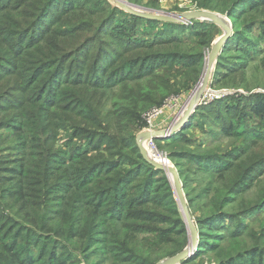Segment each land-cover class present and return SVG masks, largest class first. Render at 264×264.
<instances>
[{
  "label": "rangeland",
  "instance_id": "1",
  "mask_svg": "<svg viewBox=\"0 0 264 264\" xmlns=\"http://www.w3.org/2000/svg\"><path fill=\"white\" fill-rule=\"evenodd\" d=\"M121 1L131 10L147 14L180 15L206 11L220 15L232 27V35L229 39L232 38L234 49L224 54H222V49L219 53L218 57L222 55V60H218V57L215 60L209 82L205 87L202 86L199 89L196 95L199 102H197L188 119L185 118L190 110V97L201 82L206 61L214 44L225 33L220 25L210 23L213 25L212 31L216 36L214 35L212 42H209L208 47L204 50L205 59L201 65L198 81L183 91L172 93L173 90H171L164 94L159 91L160 93L150 95L151 91L147 92V86L151 82L168 80L164 77L166 75H170L169 80L176 79L182 83L193 76L190 72L193 70V63L188 55L201 51L198 50V43L207 40V38L196 37L193 33L197 31L201 34L206 31L205 28H193V26L201 24L202 21L199 19L187 23L159 21L150 24L133 20L135 25L130 26L129 23H126L129 22L127 16L134 14L123 8L118 0H57L55 2L57 3L56 7L54 3L47 17L37 24V34L31 36L35 42L32 43L33 40L28 42V36L24 43L34 47L40 45V48L51 45L45 51L50 56H54L51 71L46 78L52 77V81L55 83L48 87L47 91L53 98L57 95V100H67L65 97L67 92L78 94L83 99L80 110L86 113L88 121L86 124L80 118V114L68 111L64 116V122L59 124L63 126L58 131L52 127L48 128V131H51L55 138L54 142L48 144L43 142L46 133L44 136H37V134L43 135L42 129H37L36 134L32 135H30L29 130L24 131L23 127H19L20 131L35 139V146L38 144L42 146L37 147V150L52 146L53 150L56 148L64 152L76 153L77 149H80L82 154L88 157L99 156V175H101L104 171H110L112 168H122L123 170L132 168L130 164H126L127 159L119 156L120 152L132 156L135 161L140 160L137 155L127 149L128 142L139 149V137L148 130L147 114L153 110L165 108V113L157 120L158 130L156 132L170 131L176 125H181H178L179 130L169 137L156 138V146L159 152L167 154L172 159L174 169L178 172L180 179L182 178L185 203L198 235L192 252L180 264L191 259H196L192 264H212L210 257L213 256V253L207 251L205 254L199 255L201 237L197 221L211 212L210 209L214 203H220L226 196V192L232 186L230 181L237 173L233 172L236 169V164L234 163L235 169L221 181L219 175L199 172L194 163H190L185 157L188 156V153L183 152L213 155L231 151L247 144L249 150L244 154L242 153L243 157L237 166H253L250 168H254V170L248 173H252L256 177L251 187L244 188L245 184L237 189V198L243 197L246 200L245 203L254 205L264 202V114L262 116L252 114L241 101L242 98L250 100L249 98L256 94L264 95V0ZM25 2L26 0H14L13 5L21 8ZM1 3L2 0H0ZM69 6H74L75 11H78L80 7H85L86 11L64 17L62 9ZM230 7L231 12H227ZM24 10L26 9L12 11L0 19V57L2 56L0 58V90L3 93L7 92L0 97L2 106L0 121L5 119L6 112L18 108L23 97L34 99V94H36V92L34 94L22 92L24 90L22 88H10L14 84H18L15 81V75H5L12 70L13 60L18 58V56L14 57L13 53L3 55L7 40L11 41L16 37L14 36L16 27H11L10 30L9 24ZM3 11L5 10L0 11V15L3 14ZM9 17L10 20L7 19ZM54 21L56 22L55 25H53ZM97 22L99 25L93 27L96 30V35H88L90 33L87 31ZM79 24L87 25L81 27ZM168 24H186V26L190 25L191 29L186 32V35L174 38L170 35L171 27H168ZM4 30H10V36L7 38H4ZM238 31L246 33L247 39L235 36V32ZM41 32L43 33L41 34ZM38 34L41 35L37 38ZM69 37L76 40L80 37L79 41L82 40L83 45L79 48H85V53L80 50L77 51L78 47L75 43H68L67 38ZM48 39L52 40L51 44L44 42ZM138 40H145L146 43L153 46H151L152 48L146 47L147 44L145 47H141ZM167 40L172 42L169 43ZM62 46L66 51L59 49ZM91 47H93V51L87 49ZM76 51L80 58L77 57ZM64 53L73 55V58L72 60L71 58L63 60V65L67 64L61 69L64 73H58L56 57L60 58ZM89 54L91 55L89 56ZM112 59L113 62L109 64ZM219 63L220 65H218ZM180 70L182 71L178 73ZM185 72L187 74L184 75ZM149 75H152V78L145 77ZM158 77H162V79L155 80ZM60 79L66 80V84L61 85L58 82ZM171 86L173 85L171 84ZM215 93L221 95L218 96ZM46 96L47 94L44 97ZM230 100H233L231 115L222 122H218V119L211 113H203L202 111L216 101L228 102ZM151 102L157 103L150 104ZM38 111H41L39 105L35 109L36 115ZM50 113L51 111L48 110V114ZM40 116L49 121L54 118L55 111H53L52 117L48 119L45 115L40 114ZM230 124L233 133L227 134L224 129H227ZM75 125L80 127L75 128ZM5 128L0 123V130L4 134V137L0 135V143L3 140L0 150V164H5L8 171L14 169L15 174L8 179L9 183L0 184L1 214L5 213L10 217H17L22 221V224L28 226L27 220H32V218L38 220L37 214H47L46 217L47 219L50 218L51 226L62 231L53 234L56 240L61 243H69L68 248L73 251L75 247L79 249L80 264H130L133 257L135 260L138 256L139 258H146L148 264H163L167 259L176 257L189 249L194 237L177 201L173 174L166 172L165 176H156L157 174L152 175L146 174L144 171H137L126 177L127 179L119 193L120 204L125 206V208H120V217L124 220L112 223L111 226L115 227V230H110L115 233L118 228L119 231L116 235L125 238L124 240L122 238L118 244L122 249L113 248L116 256L108 253L91 252L102 245L99 242L104 239L103 234L106 231L103 226L104 223H102L103 216H99V202L93 200L88 204H73L72 199L78 198L80 195L79 191L75 190V185L72 186L73 177L61 181L58 179L61 174L58 171L57 176L50 179V165L40 164L37 156H34L36 158L33 159V164H31L33 167L29 169L30 171L22 178L19 177L20 161L23 157L28 159L30 148L33 147V140L29 139L28 149L24 156V151L13 149L14 137L10 131L7 133ZM186 128L187 130H185ZM99 130L114 135L119 142L118 146L111 147L108 141L99 138ZM183 131L186 132V135H182ZM88 133L89 136H87ZM177 136L181 139H176ZM167 139L175 140L171 144L170 142L167 143L169 141ZM176 140L181 142L176 144ZM186 140L191 141L192 144L186 145L184 143ZM122 141H124V145ZM141 144L145 148L144 142ZM96 147L98 149H93ZM139 151L142 155L140 149ZM174 152L182 157L178 156L177 159H173L171 156ZM76 154L82 156L81 153ZM106 163L109 164L108 169ZM25 164H29L28 160L22 162V166ZM67 164H70L69 160ZM22 170H24L23 167ZM225 176L223 174V177ZM137 185L139 186L137 187ZM18 190H22L23 196L19 204H14L11 195L16 194ZM207 191H209L208 194ZM6 194L10 198L6 197ZM105 197L107 198L108 195ZM99 198L103 197L99 196ZM47 200L50 202L46 209ZM84 200L83 198L81 202ZM146 200L150 203L142 205ZM22 205L24 210H21ZM145 212L156 215L152 218L153 222L144 221L147 218ZM250 218L251 220H247L245 223L248 228H244L243 232L253 228L261 233L262 239H264V207L254 211ZM107 221L108 219L105 222ZM6 223L9 222L6 221ZM15 225L12 224L11 232H13L8 239L9 241H12V236L16 233ZM6 226L7 224H4L3 228ZM124 226L129 228H124ZM21 229L23 228L21 227ZM178 231L179 233L185 232L187 242L183 245L181 252L172 255L175 252L174 249H178L179 246L176 242L181 239V235L177 234ZM23 232L25 235V231ZM4 238V235L1 236V239ZM41 238L40 235L37 240L39 241ZM65 238L68 241H65ZM166 238H168L167 245L163 242ZM28 245L27 240H25L19 243L18 248L19 250L22 247L27 248ZM32 252L34 254L40 253L35 249ZM86 253H89L87 255L91 259L89 262L85 261ZM139 261L142 263V260L137 259L136 264H140ZM0 264H11L8 254L2 249H0Z\"/></svg>",
  "mask_w": 264,
  "mask_h": 264
},
{
  "label": "trees",
  "instance_id": "2",
  "mask_svg": "<svg viewBox=\"0 0 264 264\" xmlns=\"http://www.w3.org/2000/svg\"><path fill=\"white\" fill-rule=\"evenodd\" d=\"M23 1V0H22ZM57 0H26V2L23 4L21 8H17L13 5L14 0H2V3L0 4V11H3V14L0 15V19H3L5 15L12 13V11H18L22 9H26L23 12L19 13L16 16L15 20H12L10 22V30L11 27H16L14 36H16L11 41L7 40L5 43V51L3 55H10L13 53L14 57L18 56L17 60H13V63L11 64L12 70L7 72L5 75H15V81L18 84H14L12 87L15 88H22L26 93H35V98H22L21 104L18 106V108H14L10 110L12 114H9L10 112L5 113V119L1 120L0 123L3 124L6 128V132L9 133V131L12 134V137H14V141L12 142V147L14 150H22L25 152L28 149V143L29 139L33 140V147L30 148L29 151V157L28 159L26 157H23V159L20 161L21 166L18 171L19 177H23L26 173H28L31 167H33V159H35L37 156V159L40 161V164H49L50 165V179H53L57 176L58 171L61 173L58 177L59 180L63 181L62 179H69L70 177L72 179V186L75 185V190L79 191L80 195L72 199L73 204H88L89 202H92L93 200H97L99 202V216H103L102 223H104V227L106 231L104 232L103 240L99 242L100 247L93 249L91 252H99L102 254H113L114 256V249H122L118 244L120 243L121 239H125L121 235H116L119 231V229H116V232L110 231L111 229L114 231L115 227L111 226L112 223H117L118 221L124 220L122 217H120V208L124 207L122 204H120L119 199V193L121 190L122 185L124 184V181L127 179L126 177L130 174H133L137 171L141 172L144 171L146 174H157L156 176L160 175H166V172L160 169L155 168L153 165H151L148 161H146L142 155L140 154V151L138 147L133 146L130 142H128V150L137 155L139 157V161H135V159L132 156H129L128 154L124 152H120L119 156L123 157V159H127V165L130 164L132 168L130 170H123L122 168H112L110 171H104L101 175H99V156H94L93 158L88 157L85 154H82V151L80 149H77L76 153H81L82 156H77L76 153H71L69 151L64 152L63 150H57L56 148L53 150L52 146H49L47 149H41L37 150V147H42L40 144L35 146L34 141L35 139L31 138L30 136H27L26 134L21 133L19 127H23L24 131L29 130L31 132L30 135L36 134L37 129L43 130V135H38V137L44 136L46 133V138L43 141L44 144H48L50 142H54L55 138L52 136V132L48 131L49 127L55 128L57 131L60 127L63 125H59L61 122H64V116H66V113L68 111H72L74 113L80 114V118H82L83 121H88V118L86 117V113L82 112L80 110L81 100H83L81 97H79L76 93H70L67 92L65 94V97H67V100H57V95L53 98L50 96V92L47 91L48 87H51L55 82L52 81V77L46 78L49 71H51V65L53 61L54 56H50L45 51L51 47L46 46L44 48H40V45L37 46H31L27 45L25 42L26 37L29 36L28 42H31L33 37L32 35H36V27L39 21L47 17L48 12L50 11V8L54 5V3ZM92 1V0H91ZM55 3V7H56ZM234 9V7H233ZM86 11L85 7L78 8V11H75L74 6H69L66 9H62L64 17H69L73 13L78 12H84ZM227 12H231V7L228 8ZM231 14L229 13V16ZM129 18L130 26L133 25V20L135 22H146V23H158L159 21L146 19L137 15L127 16ZM7 19H11L10 17ZM193 21V20H192ZM66 24L68 22H65ZM56 22H53V25H55ZM64 25V24H63ZM81 27H84L87 24H79ZM96 25H99V22H97L95 25H92V28L88 30L90 34L88 35H96L95 27ZM135 25V24H134ZM213 25L206 22H201V24H198V26H193V28H205L206 31L202 32L201 34L199 32H193L196 37L201 38H207L205 42H199V48L197 53L188 55L191 62L193 63V70L190 72L193 76H190L188 80H185V83H182L181 81L178 82L176 79H170V75L164 76L168 80L166 81H159V82H151L147 87L148 91H151L150 95H155L156 93H160L159 91L164 93H168L169 91L173 90V92L183 91L184 89H187L190 87V85L196 83L199 79L201 65L204 61V50L208 47V43L212 42L214 35V31H212ZM168 27H171L170 35L174 38H179L181 35H186V32L191 29L190 25L186 26V24H168ZM252 29V28H251ZM10 30H4V38H7L10 36ZM86 31V30H85ZM252 31V30H251ZM26 32V33H25ZM44 32V31H43ZM41 32V34L43 33ZM216 32V31H215ZM25 33V34H24ZM252 33V32H250ZM38 34L37 38L39 37ZM246 33L244 32H235V36L242 37L243 39L246 38ZM81 37V36H80ZM75 38L69 37L68 43H75L78 47L77 51H82V53H85V48L80 49L83 45L81 41H79ZM92 37V36H91ZM247 39V38H246ZM66 40V38H65ZM64 40V41H65ZM173 40V39H170ZM140 42V46L145 47L148 43H146L145 40H138ZM35 41L33 40L32 43ZM45 43H52V40L48 39L44 41ZM92 42V41H89ZM167 42H172L167 40ZM37 43V41H36ZM157 44V42H156ZM160 44V43H159ZM155 45V44H154ZM28 46V47H27ZM151 44H148L146 47L152 48ZM80 47V48H79ZM62 51L64 50L63 46L61 48ZM90 51H93V47L87 48ZM234 49V44L232 42V38L227 41L225 44L222 54L227 53L229 51H232ZM76 51V55L78 58H80L79 54ZM108 52V51H107ZM91 54H89L90 56ZM106 55V54H105ZM65 56V57H64ZM2 57V56H1ZM0 57V58H1ZM64 57V58H63ZM222 55L218 57V60H222ZM32 58V59H31ZM68 58H73V55L64 53L60 58L56 57V64H58V73H64L62 71V67L64 68L67 64L63 65V60H66ZM10 61V59H8ZM113 62V59L109 62L111 64ZM55 65V64H54ZM63 65V66H62ZM220 65V63L218 64ZM222 65V64H221ZM226 67V66H225ZM182 70H180L178 73H180ZM177 72V71H175ZM189 72V73H190ZM184 75L187 74L186 72L183 73ZM146 78H152V75L145 76ZM65 78V77H64ZM162 77L155 78V80H161ZM61 85L66 84V80H59ZM48 83V84H47ZM171 84L173 86H171ZM44 88H41L43 87ZM9 88V89H10ZM8 89V91H9ZM6 93H3L2 90H0V97ZM45 94H47L46 97ZM76 96V97H74ZM78 96V97H77ZM250 100H247L245 98H242V104L248 108V110L252 114L257 115H263L264 114V95L263 94H256L249 98ZM233 100H230L228 102H222V101H216L215 103L211 104L210 106H207L206 108L202 109L203 113H211L215 118L218 119V122H222L224 119H226L229 115H231L232 111V105ZM66 102V103H65ZM157 102H151L150 104H155ZM40 106L41 111L37 112V115L35 114V109L37 106ZM242 106V107H244ZM67 109V110H66ZM0 110H2V106L0 104ZM48 110L51 111L50 114H48ZM53 111H55L54 118L50 119L49 121L43 119L40 114L45 115L48 118L52 117ZM199 110L197 111V113ZM202 113V114H203ZM67 118V117H66ZM51 123V124H50ZM18 125V127H16ZM75 128L80 127L78 125L74 126ZM224 127V126H223ZM232 125L227 129H224V131L227 134H232ZM35 130V131H34ZM187 130V128L185 129ZM1 132V130H0ZM184 132V131H183ZM1 136L4 137V134L1 132ZM182 135H186V132H184ZM0 136V138H1ZM89 136V133L87 134ZM102 138L104 141H108L109 145L112 146H118L119 142L116 139V137L108 132H104L99 130V138ZM176 139H181L179 136H177ZM91 140V138H90ZM165 140V139H164ZM169 140V139H167ZM175 139L167 141V143H174ZM3 141V140H2ZM0 143V150H1V144ZM173 141V142H172ZM181 142L180 140H176V144ZM123 145L125 144L124 141H122ZM187 144H192L191 141L186 140L184 142ZM92 144V143H91ZM117 148V147H114ZM35 149V150H34ZM98 149V147L93 148ZM249 150V146L243 145L236 147L234 150L226 151L224 153L220 154H191L189 152H183L188 153V156H185L190 163H194L196 168L201 173H207L209 175H219L221 177V181H223L227 175L231 171L235 169L234 163L236 164V169L233 171L236 173V175L231 179L230 183L232 186L229 188L228 192H226V196L222 199V201L216 202L212 205L210 209V213H208L204 218L199 219L197 221L198 227H199V233H200V248H199V255L205 254L207 251H210L213 253V256L210 258L212 264H264V239H262V234L256 231L253 228H249L247 232H243L244 228H248L245 223L246 221H250V215L259 209L260 207H264V202L254 205V204H248L245 203V199L242 197L241 199L237 198L238 190L242 186L244 188L251 187L252 184L255 181L254 174H250L248 172H252L254 168L249 167H242L237 166L241 158L243 157V154L246 153ZM36 151V152H35ZM180 151V150H179ZM178 153H182L179 152ZM177 152H174L172 154L173 159H177L178 154ZM243 153V154H242ZM182 157V156H180ZM29 164H25V166H22L23 161H27ZM69 160V165L67 164V161ZM234 160V161H233ZM106 162L105 160H103ZM4 162V161H1ZM109 164L106 163V168ZM181 165V164H179ZM22 167L24 170H22ZM108 169V168H107ZM40 174L42 172H39ZM247 176L245 177V175ZM0 174H1V185H5L9 183L8 179L12 177L15 174V170L8 171V168L5 166V164H0ZM223 174L226 176L223 177ZM208 175V176H209ZM251 175V176H250ZM184 176V175H183ZM253 176V177H252ZM182 177V176H181ZM7 180V181H6ZM99 180V182H98ZM182 180V178H181ZM139 185H137L138 187ZM32 188V187H31ZM186 188V186H185ZM226 188V187H225ZM13 192V191H11ZM209 191H207L208 194ZM217 192V191H216ZM104 193V195H102ZM218 193V192H217ZM22 190H18L16 194L11 195V200L14 201V204H19L22 199ZM105 195L108 197L106 198ZM99 196H102L103 198H99ZM6 197L10 198L8 194H6ZM85 199L84 202H81ZM50 201H46V209L48 208V204ZM150 202L143 203L142 205L149 204ZM21 210H24V206L22 205ZM147 215V218L144 220L145 222H153V217L156 216L155 214L151 212H145ZM38 220H35L32 218V220H27L26 223L28 225L22 224V221L19 220L17 217H10L7 214L0 213V249L4 250L10 259L11 264H80V254L79 249L77 247L74 248V251L72 249H69V243H61L56 240V237L53 236L54 233L62 232L58 228H53L50 224V218L47 219V214L43 215H36ZM106 218V219H105ZM108 219L107 222H105ZM8 221L9 223H6ZM55 221V220H54ZM176 222V221H174ZM7 224L6 228H3V225ZM12 224H16L19 227L15 225L16 233L12 236V241H9L8 239L11 237V227ZM21 227L23 229H21ZM124 228H129L127 226H124ZM13 229V230H14ZM20 230L25 231L19 232ZM181 231V230H180ZM11 232V234H9ZM177 234H180L181 239L176 242L179 244L178 249L175 248V252L172 253V255H175L183 250V245L186 244L187 238L185 237V232H181ZM5 236L4 239H1V236ZM42 236L41 240H37L38 236ZM109 236V238H108ZM47 237V238H46ZM184 237V238H183ZM102 239V238H101ZM112 239V240H110ZM167 239H164L163 242L165 245H167ZM27 240V243L29 244L27 248L22 247L18 248L19 243L22 241ZM65 241H68L67 238H65ZM109 244V246H108ZM38 250V254H34L32 252L33 250ZM98 249V250H97ZM173 250V251H174ZM89 253L85 254V261L89 262L91 259L87 257ZM140 259L142 260V263L139 261L140 264H148V260L146 258H139V256L134 260L130 261V264H136V260ZM134 260V261H133ZM196 259H191L188 261H184L182 264H192ZM128 262V261H127ZM98 264V263H95Z\"/></svg>",
  "mask_w": 264,
  "mask_h": 264
},
{
  "label": "water",
  "instance_id": "3",
  "mask_svg": "<svg viewBox=\"0 0 264 264\" xmlns=\"http://www.w3.org/2000/svg\"><path fill=\"white\" fill-rule=\"evenodd\" d=\"M119 4L125 8L127 11L130 13L146 18V19H151V20H158V21H164V22H180V23H187L191 22L192 20L199 19L202 22L206 23H213L220 25L223 30H224V35L214 44V47L212 49V52L209 54L208 59L206 61V65L204 68V73L203 77L201 79V82H199L198 86L194 89L191 97H190V110L189 113L186 116V120L188 119L190 113L196 107L197 102H199V99H197L196 93L199 90L201 86H206L209 82L210 79V74L212 67L214 65L215 60L217 59L219 53L223 49L225 43L229 39V37L232 35V30L231 26L228 25L227 21H225L223 18H221L220 15L217 14H212L206 11H196L192 12L189 14H180V15H174V14H162V13H154V14H147L145 12H139L136 10H131L130 8L126 7L125 3L121 0H118ZM179 125V124H178ZM176 125L173 129L170 131H159V132H145L139 137V149L141 150L142 156L155 168L163 170L165 172H171L173 174V185L175 188L176 196H177V201L179 202V206L182 210V215L184 219L187 222V225L193 234V240L191 242V245L189 246V249L186 251L182 252L181 254L177 255L176 257L169 258L167 261H165L163 264H180L183 260H185L190 253L192 252L193 247L196 245V240H197V232L191 222V218L189 215V212L187 210V206L185 203V196L183 194V184L181 182V179L179 177L178 172L174 168H167L163 167L156 162H154L151 158H149L147 152L145 151V148L141 144L146 138H159L165 135H171L172 133L176 132L179 130V126L181 125ZM142 141V142H141Z\"/></svg>",
  "mask_w": 264,
  "mask_h": 264
},
{
  "label": "built area",
  "instance_id": "4",
  "mask_svg": "<svg viewBox=\"0 0 264 264\" xmlns=\"http://www.w3.org/2000/svg\"><path fill=\"white\" fill-rule=\"evenodd\" d=\"M215 94L218 96L221 95L220 93ZM166 108H168V106H166ZM164 109H156L147 114V132H156L158 130L157 120L165 113ZM162 137H169V135H165ZM143 142L145 144V149L149 158L163 167L174 168L172 159L167 154H163L158 151L156 146V138H146Z\"/></svg>",
  "mask_w": 264,
  "mask_h": 264
},
{
  "label": "bare ground",
  "instance_id": "5",
  "mask_svg": "<svg viewBox=\"0 0 264 264\" xmlns=\"http://www.w3.org/2000/svg\"><path fill=\"white\" fill-rule=\"evenodd\" d=\"M201 87H202V86H201ZM201 87H200V88H201ZM200 88H199V89H200ZM198 91H199V90H198ZM198 91H197L196 95L198 94Z\"/></svg>",
  "mask_w": 264,
  "mask_h": 264
}]
</instances>
